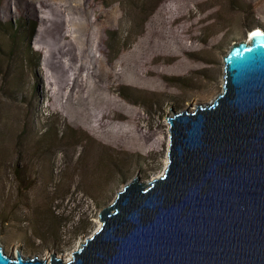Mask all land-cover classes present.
<instances>
[{
    "label": "rangeland",
    "instance_id": "obj_1",
    "mask_svg": "<svg viewBox=\"0 0 264 264\" xmlns=\"http://www.w3.org/2000/svg\"><path fill=\"white\" fill-rule=\"evenodd\" d=\"M264 0H0V243L65 260L133 177L168 163V117L223 90Z\"/></svg>",
    "mask_w": 264,
    "mask_h": 264
},
{
    "label": "water",
    "instance_id": "obj_2",
    "mask_svg": "<svg viewBox=\"0 0 264 264\" xmlns=\"http://www.w3.org/2000/svg\"><path fill=\"white\" fill-rule=\"evenodd\" d=\"M223 90L168 117V163L133 177L72 253L0 264H264V30L224 56Z\"/></svg>",
    "mask_w": 264,
    "mask_h": 264
},
{
    "label": "bare ground",
    "instance_id": "obj_3",
    "mask_svg": "<svg viewBox=\"0 0 264 264\" xmlns=\"http://www.w3.org/2000/svg\"><path fill=\"white\" fill-rule=\"evenodd\" d=\"M255 29L262 30L260 27L259 28H255Z\"/></svg>",
    "mask_w": 264,
    "mask_h": 264
}]
</instances>
